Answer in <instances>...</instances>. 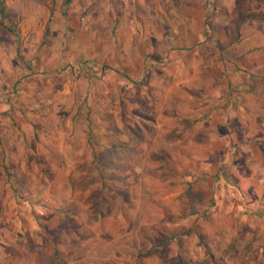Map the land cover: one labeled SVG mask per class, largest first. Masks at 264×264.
Segmentation results:
<instances>
[{
    "label": "rangeland",
    "instance_id": "rangeland-1",
    "mask_svg": "<svg viewBox=\"0 0 264 264\" xmlns=\"http://www.w3.org/2000/svg\"><path fill=\"white\" fill-rule=\"evenodd\" d=\"M0 264H264V0H0Z\"/></svg>",
    "mask_w": 264,
    "mask_h": 264
},
{
    "label": "trees",
    "instance_id": "trees-1",
    "mask_svg": "<svg viewBox=\"0 0 264 264\" xmlns=\"http://www.w3.org/2000/svg\"><path fill=\"white\" fill-rule=\"evenodd\" d=\"M72 0H64V5L67 8L70 4H71ZM7 18L5 10L2 6V8H0V23L1 21L5 20Z\"/></svg>",
    "mask_w": 264,
    "mask_h": 264
}]
</instances>
